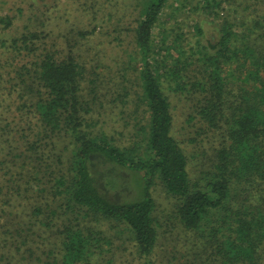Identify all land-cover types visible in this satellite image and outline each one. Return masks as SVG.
<instances>
[{"label":"trees","instance_id":"1","mask_svg":"<svg viewBox=\"0 0 264 264\" xmlns=\"http://www.w3.org/2000/svg\"><path fill=\"white\" fill-rule=\"evenodd\" d=\"M192 1L208 15L195 45L162 26L170 0H142L126 29L136 53L123 68L137 76L138 103L117 129L124 141L93 116L127 104L129 86L107 84L77 39L58 50L26 28L11 42L27 58L8 74L15 83L0 85L13 107L11 119L0 115V194L12 201L5 195L10 214L0 208L2 264H264V0ZM173 94L189 106L191 156L175 136ZM104 165L130 173L137 197L110 198ZM157 180L176 231L160 259Z\"/></svg>","mask_w":264,"mask_h":264},{"label":"rangeland","instance_id":"2","mask_svg":"<svg viewBox=\"0 0 264 264\" xmlns=\"http://www.w3.org/2000/svg\"><path fill=\"white\" fill-rule=\"evenodd\" d=\"M181 1H183L182 5ZM194 4L195 1H192V4L188 6V4H184V0H170L166 14L162 18V26L175 31L173 36L184 35V38L180 41L183 42L185 47H187V44H196L198 34L195 32V27L198 26V23L201 27H204L202 19L208 17L207 14L202 12L198 13L200 16L197 17V12L193 11L192 8ZM141 5L142 0H0V85L8 89L11 83H15V80H17L15 75L8 74L14 68L20 67L27 57L23 52L20 54L14 53L11 42L19 37L26 28L37 29L41 39L50 43V45L52 43L56 44L58 50L65 47L66 39L71 41L77 39L80 43L77 47L79 53L84 57H88V59L93 57L101 62L103 67H100L99 71L105 74L104 79L107 84H110V86L115 85L118 91L126 85L129 86L127 104L122 105L120 102L110 104L105 111H97L93 116V120L107 124L108 134L111 137H115L117 141H124L126 137L123 138L118 134L120 133L119 130L123 128L120 123L128 120V115L134 111L138 103V96L135 95L138 90L137 76L135 72L123 68L128 63L129 57L134 56L136 53L132 38L133 32L126 29L128 27L135 28L133 20L137 17ZM171 15L175 17L173 19L176 21L168 19ZM38 18L40 21H37ZM207 26L203 29V34L199 36L204 42ZM93 29L96 32L87 41H81V38L78 37L79 30L90 32ZM45 35L49 37L44 39ZM183 39L187 41H183ZM13 57H17L15 61L11 60ZM11 63L13 66H11ZM131 86L133 87L131 88ZM11 101L12 99L7 95V91L0 92V115L9 119H11V115L8 116V110L13 109L11 107L12 103L7 108L5 105ZM170 101L174 117L175 136L182 143L187 155L191 156L192 148L186 142L190 137L187 134L188 131L185 130L189 106L186 100L179 99L175 94L170 96ZM123 111L127 113L125 117L121 116ZM190 132L193 131L190 129ZM100 169L102 173H109L110 181H112V184L105 189L110 198L124 201L137 197L138 188L130 173L109 165H104ZM1 176L2 174H0ZM0 182L2 185L8 184L3 182L2 178H0ZM103 183L105 185V181ZM152 192L156 200L155 215L163 225L159 228V242L154 253L155 259H160L164 255L162 247L165 244L170 246L171 239L174 238L176 231L168 226L167 217L168 211L171 209V200L165 194L158 180L153 183ZM7 194L9 200L10 195L7 191L4 190V193L0 194V208L10 214L12 208L9 204L3 203L7 200L5 197ZM10 202L12 201L9 200ZM1 216L0 213V226L2 224ZM115 227L123 236L128 237V234L122 231V227ZM3 238V230L0 228V253L5 251L3 245L4 241L7 240V236ZM124 244L126 247L133 248L128 245L129 243L125 242ZM120 255L123 256V259H127V263L131 260L128 249ZM0 264H2L1 261ZM133 264H139V262H136L135 259Z\"/></svg>","mask_w":264,"mask_h":264}]
</instances>
